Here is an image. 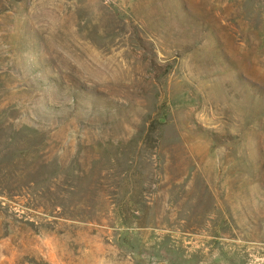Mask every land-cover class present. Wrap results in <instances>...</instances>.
Returning <instances> with one entry per match:
<instances>
[{
  "label": "rangeland",
  "instance_id": "obj_1",
  "mask_svg": "<svg viewBox=\"0 0 264 264\" xmlns=\"http://www.w3.org/2000/svg\"><path fill=\"white\" fill-rule=\"evenodd\" d=\"M0 264H264V0H0Z\"/></svg>",
  "mask_w": 264,
  "mask_h": 264
}]
</instances>
